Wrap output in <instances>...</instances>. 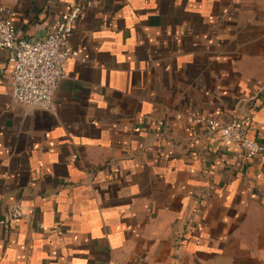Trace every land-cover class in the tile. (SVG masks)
<instances>
[{
	"label": "crops",
	"instance_id": "1",
	"mask_svg": "<svg viewBox=\"0 0 264 264\" xmlns=\"http://www.w3.org/2000/svg\"><path fill=\"white\" fill-rule=\"evenodd\" d=\"M82 14L52 111L12 98L0 50V264H264V0H0L42 40Z\"/></svg>",
	"mask_w": 264,
	"mask_h": 264
},
{
	"label": "built area",
	"instance_id": "2",
	"mask_svg": "<svg viewBox=\"0 0 264 264\" xmlns=\"http://www.w3.org/2000/svg\"><path fill=\"white\" fill-rule=\"evenodd\" d=\"M82 11L80 4H71L58 26L45 39L27 40L19 35L15 11L0 5V50L9 52L12 98L16 103L33 110L54 109L56 92L67 79L66 66L79 59L71 40ZM188 122L205 124L221 135L223 145H236L248 159L260 160L264 165V142L248 138L243 122L224 124L195 116L189 117ZM24 217L22 206L15 205L7 218L0 220V226L13 228Z\"/></svg>",
	"mask_w": 264,
	"mask_h": 264
}]
</instances>
